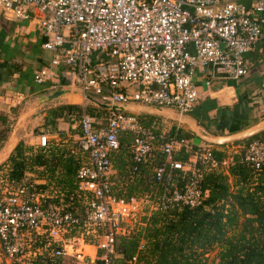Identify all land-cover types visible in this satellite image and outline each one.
<instances>
[{
	"label": "built area",
	"instance_id": "1",
	"mask_svg": "<svg viewBox=\"0 0 264 264\" xmlns=\"http://www.w3.org/2000/svg\"><path fill=\"white\" fill-rule=\"evenodd\" d=\"M0 11L8 20H34L41 30V48L50 58L33 81L53 89L59 79L51 67L61 66L66 91L78 92L79 113L65 118L78 128L74 143L82 155L66 195L41 189L33 174L0 187V264H28L38 256L112 264L116 237L141 225L144 214L141 197L112 192L111 157L120 134L130 135L127 177L137 175L140 164H151L157 188L146 213L198 207L208 191L200 186L204 173L228 175L235 152L217 158L209 147L170 135L156 120L141 123L129 106L173 107L180 118L197 103V83L207 89L245 77L244 55L264 41V0H0ZM86 90L106 103L102 116L86 112ZM35 139L36 147H46L48 132ZM238 161L263 170L264 136L249 141ZM87 234L95 242H85L93 248L90 255L75 246Z\"/></svg>",
	"mask_w": 264,
	"mask_h": 264
},
{
	"label": "trees",
	"instance_id": "2",
	"mask_svg": "<svg viewBox=\"0 0 264 264\" xmlns=\"http://www.w3.org/2000/svg\"><path fill=\"white\" fill-rule=\"evenodd\" d=\"M79 110L77 105L63 104L53 108L50 113L52 117L61 115L65 118L73 113L76 116ZM139 120L147 124L151 119ZM69 122L72 123L71 120ZM242 125L241 121L231 117L227 131L233 134L240 131ZM169 134L181 137L174 128L169 130ZM263 136L264 131H259L236 140L241 149L233 154L234 163L228 168V175L219 170L204 173L200 186L208 191L200 206L193 209L183 206L150 213H146L145 208L139 219L141 225H134V231L126 236L116 237L112 264H129L127 260L137 250L139 243L142 247L137 251L136 261L132 264H264V169L254 171L238 161L249 141ZM119 143L118 151L122 152L126 148L121 136ZM41 149L25 160L20 143H17L8 158V178L17 180L24 170L41 167L44 169L41 176L66 195L73 186L74 173L82 161V155L72 139H68L64 145L48 143ZM211 151L217 158L224 155L220 150ZM160 159L157 155L156 161ZM114 166L123 174V164ZM138 167L137 177L118 189L112 186L115 196L141 197L156 190L150 172L147 176L146 170L150 168L148 162ZM111 180L114 182L113 178ZM44 187L40 185V188ZM87 239L84 241L88 242ZM213 249H216L215 256L209 260L207 254ZM28 264L67 263L57 258L38 256Z\"/></svg>",
	"mask_w": 264,
	"mask_h": 264
},
{
	"label": "crops",
	"instance_id": "3",
	"mask_svg": "<svg viewBox=\"0 0 264 264\" xmlns=\"http://www.w3.org/2000/svg\"><path fill=\"white\" fill-rule=\"evenodd\" d=\"M227 1L244 3L249 0ZM42 41L43 38L34 20H8L0 14V96L9 94L13 97L10 101L0 98V187L7 180L12 181L10 185L14 186L22 177L33 174L37 177L40 185H45L41 189L47 191L49 187L55 189L52 182L41 176L42 170H44L41 167L24 170L17 180L8 178L10 170L8 158L17 143H20L25 160L28 156H33L37 151L42 150L35 146V135L41 130L48 132V143L51 145H64L68 139H72L74 142L78 134V128H73V123L68 121V123L65 122L67 123V130L69 128L71 130L67 135L64 133V136L60 131L64 116L52 117L50 113L53 108L59 105H78L80 102L78 92H70L65 99L56 101L53 99L58 98L52 96L46 98L44 96L49 90H66L65 81L60 77L63 68L61 66L51 67V70L59 79L53 89L42 86L43 84H37L32 79L35 71L48 66L50 55L41 48ZM254 48L244 55L248 74L238 80L241 85L238 90L230 82L220 85L213 83L207 89L201 87L199 83L196 84L200 96L191 114L187 117L190 121L189 128H192L194 124L202 128H200L201 131L196 133L197 137L193 138L195 141H192V138H185L186 140L194 145H202L222 152H236L241 149L236 140L247 137L248 134L264 131V54H260L261 49H256L258 51L254 54ZM129 107L130 111L135 113L138 119L141 118V120H156L153 119L154 114L158 115L168 111L167 108L152 109L142 105H130ZM149 110L150 113L148 114L142 112ZM182 117L178 118L177 116V121L182 120ZM231 117L243 123L242 129L233 134L227 131ZM40 120L42 122H39ZM41 125L44 128H39ZM169 128H174V131L176 130L177 134L181 135L177 126L171 125ZM72 129L75 130L72 131ZM243 130L245 131L242 133L243 137H234ZM55 140L58 141L55 142ZM216 142H223V144L217 145ZM121 157L119 151L113 153L111 157L112 174L120 177L123 184H125L127 179L130 181L137 175L127 177L129 156L127 154L126 164ZM114 162H117L115 164L124 165L123 174H120L113 167ZM149 165L151 167V164ZM113 168L117 170V173ZM78 240L82 245L85 244L83 241L81 242V239ZM85 245L88 247V244Z\"/></svg>",
	"mask_w": 264,
	"mask_h": 264
},
{
	"label": "rangeland",
	"instance_id": "4",
	"mask_svg": "<svg viewBox=\"0 0 264 264\" xmlns=\"http://www.w3.org/2000/svg\"><path fill=\"white\" fill-rule=\"evenodd\" d=\"M225 1H227V0H225ZM0 14H1V11H0ZM44 15H46L47 13H43ZM38 29H39V31H41L40 30V28L38 27ZM257 47L256 48H254L255 50H254V54L256 53V51H258V50H256V49H261V53L260 54H264V41H259L258 43H257V45H256ZM263 57H264V55H263ZM228 82H230V83H232L233 84V86L238 90L240 87H241V85L239 84V82L238 81H228ZM42 86H47V85H45V84H43ZM130 89L131 90H136V86L135 85H131L130 86ZM69 94V92L68 91H66V90H64V89H54V90H49V91H47L45 94H44V96L47 98L48 96H52L53 98H58V99H53V100H63V99H65V97L67 96ZM84 95H85V100H84V104H85V110H86V112L87 113H90V114H94L97 118L98 117H100V116H102V112L104 111V106L106 107V103L104 102V101H102L101 100V98L98 96V95H95V94H93V92L92 91H90V90H86L85 92H84ZM41 107V106H40ZM103 107V108H102ZM150 109V108H149ZM168 109V111H166V112H162V114H158V115H156V114H152L153 115V119H156L157 120V123H158V125L160 126V127H164V129H166L167 131L170 129L169 127H171V125H174V127H178V132L181 134V136L182 137H184V138H187V139H191L192 138V141H195L193 138H195V137H197V132L198 131H201L200 130V128H202L201 126H196V124H194L193 125V127L192 128H189V123H190V121H189V118L187 117L188 115H190L191 114V112L190 113H187V114H185L184 115V117H182V120H180L179 122L177 121V113H176V110L173 108V107H169V108H167ZM150 110H152V109H150ZM150 110L149 111H142V112H144V113H150ZM152 112H153V110H152ZM186 116V117H185ZM63 120V119H62ZM145 120H147V119H145ZM39 122H42V120H40ZM63 122V124H61L60 125V127H61V129H60V131L63 133V135L65 136V134L67 135V134H69V132H70V130H71V128H69L68 130H67V123H68V120L66 119V118H64V121H61V123ZM65 122H67V123H65ZM199 124H201V123H199ZM40 127H42V128H44L43 127V125H41V126H39V128ZM75 130V129H74ZM73 129H72V131H74ZM245 131L243 130V132L241 131L240 133H238L236 136H234V137H243V135H242V133H244ZM62 133H60L61 135H62ZM65 133V134H64ZM203 133V132H202ZM59 134V135H60ZM248 135H250V134H248ZM120 136L124 139V148H125V146H126V144L129 142V140H130V135L129 134H120ZM57 139V138H56ZM215 140L217 139V138H214ZM58 140H55V142H57ZM193 143H195V142H193ZM119 155H122V160L124 161V163L126 164V162H127V153H126V149L124 150V151H120L119 150ZM116 159V158H115ZM115 163H117V162H114V164ZM113 167H115L114 165H113ZM114 169V168H113ZM122 169H124V166H123V168ZM114 170H116V169H114ZM147 171V176H148V172H149V170H146ZM116 173H117V170L115 171ZM119 175V174H118ZM113 177V179H114V185H115V189H118V187H121V185L123 186L124 184H123V181H122V179L120 178V177H118L117 175L115 176V175H113L112 176ZM134 177H137V176H134ZM148 180H149V178H148ZM127 182H129V180L127 179V181H126V183ZM151 194L150 193H145V194H143L142 196H141V208H146L147 207V205L151 202V196H150ZM143 209V210H144ZM138 217L139 216H137L136 217V219H138ZM132 225V224H131ZM91 228V227H90ZM134 229L135 228H132V231H134ZM85 232V231H84ZM84 235H85V233H84ZM87 235H89L90 236V234H87ZM80 236V235H79ZM89 236H84V240L86 239V238H88L87 240H88V243L89 244H95V242L94 241H91V239H90V237ZM84 243H85V241H84ZM75 246L76 247H79V248H82L83 249V251H84V253H87L88 255H90L91 253H92V251H93V248H91V247H86L85 245H82L81 243H80V241L79 240H77V242H75ZM85 246V247H84ZM215 252H216V249H213V250H211L210 251V253L209 254H207V257H208V259L209 260H212V257H214L215 255Z\"/></svg>",
	"mask_w": 264,
	"mask_h": 264
}]
</instances>
